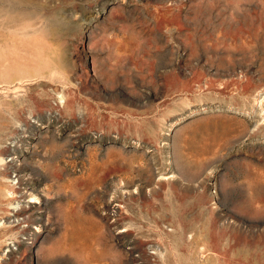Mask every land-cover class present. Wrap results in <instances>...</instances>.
Instances as JSON below:
<instances>
[{
  "label": "rangeland",
  "instance_id": "1",
  "mask_svg": "<svg viewBox=\"0 0 264 264\" xmlns=\"http://www.w3.org/2000/svg\"><path fill=\"white\" fill-rule=\"evenodd\" d=\"M262 91L264 0H0V264H264Z\"/></svg>",
  "mask_w": 264,
  "mask_h": 264
},
{
  "label": "bare ground",
  "instance_id": "2",
  "mask_svg": "<svg viewBox=\"0 0 264 264\" xmlns=\"http://www.w3.org/2000/svg\"><path fill=\"white\" fill-rule=\"evenodd\" d=\"M254 99H255V101L253 102V104H251L252 106L250 105L251 106L250 110L252 111L251 112L252 115L256 116L257 124H260V123H263V121H264V91L258 93ZM262 118H263V120H262ZM173 177L174 176L172 175L171 172L159 174L158 181H167V180L172 179ZM29 196L33 200L36 199V197L32 193H30Z\"/></svg>",
  "mask_w": 264,
  "mask_h": 264
}]
</instances>
